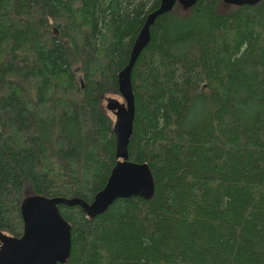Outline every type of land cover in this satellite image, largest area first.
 Instances as JSON below:
<instances>
[{
	"label": "trees",
	"instance_id": "trees-1",
	"mask_svg": "<svg viewBox=\"0 0 264 264\" xmlns=\"http://www.w3.org/2000/svg\"><path fill=\"white\" fill-rule=\"evenodd\" d=\"M175 4L149 27L130 86L128 160L149 199L70 225L63 264H264V0ZM159 0H0V232L26 193L89 202L116 162L101 100Z\"/></svg>",
	"mask_w": 264,
	"mask_h": 264
},
{
	"label": "water",
	"instance_id": "water-1",
	"mask_svg": "<svg viewBox=\"0 0 264 264\" xmlns=\"http://www.w3.org/2000/svg\"><path fill=\"white\" fill-rule=\"evenodd\" d=\"M231 6L254 5L260 0H221ZM195 0H159L157 8L144 18L131 45L126 64L117 73V94L122 101L107 97L105 110L114 116L115 164L109 171L103 187L86 202L77 197H47L27 194L21 199L19 213L22 220L20 236L11 237L0 232V264H63L70 251V225L60 215L58 204L77 205L88 218L103 213L116 199L137 196L149 199L153 194V181L146 163L128 160L127 143L132 131L134 114L130 71L140 50L149 39V27L155 18L178 4L183 10Z\"/></svg>",
	"mask_w": 264,
	"mask_h": 264
},
{
	"label": "rangeland",
	"instance_id": "rangeland-1",
	"mask_svg": "<svg viewBox=\"0 0 264 264\" xmlns=\"http://www.w3.org/2000/svg\"><path fill=\"white\" fill-rule=\"evenodd\" d=\"M230 7H231V5L224 4V3L221 1L220 4H219V7H218V8H219V10H225V9H227V8H230ZM107 97L115 98V99H117L119 102H121L122 99H121V97H120L117 93L109 92V93H107L106 95H104V97H103L102 100H101V104H100L101 108H102L104 111H106V112L112 117V120H113L114 116L112 115V113L109 112V111H107V110H105V108H104L105 99H106ZM27 194H29V193H26L25 195H27Z\"/></svg>",
	"mask_w": 264,
	"mask_h": 264
}]
</instances>
